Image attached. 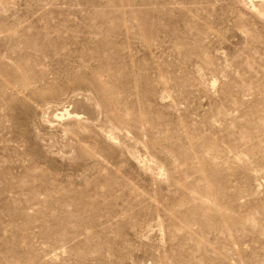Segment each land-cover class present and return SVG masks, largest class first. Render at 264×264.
<instances>
[{"label":"rangeland","instance_id":"374dc122","mask_svg":"<svg viewBox=\"0 0 264 264\" xmlns=\"http://www.w3.org/2000/svg\"><path fill=\"white\" fill-rule=\"evenodd\" d=\"M0 264H264V0H0Z\"/></svg>","mask_w":264,"mask_h":264},{"label":"bare ground","instance_id":"6f19581e","mask_svg":"<svg viewBox=\"0 0 264 264\" xmlns=\"http://www.w3.org/2000/svg\"><path fill=\"white\" fill-rule=\"evenodd\" d=\"M65 113H66V115H70V113H69L68 111H65ZM60 115L62 116V115H64V114L62 113V114H60ZM73 117L77 118L78 115L74 113V114H73Z\"/></svg>","mask_w":264,"mask_h":264}]
</instances>
